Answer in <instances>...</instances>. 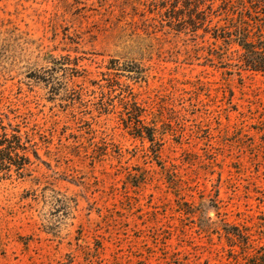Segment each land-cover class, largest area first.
<instances>
[{"label":"rangeland","instance_id":"374dc122","mask_svg":"<svg viewBox=\"0 0 264 264\" xmlns=\"http://www.w3.org/2000/svg\"><path fill=\"white\" fill-rule=\"evenodd\" d=\"M185 3L0 0V133L31 160L0 170V264H264V73L214 37L263 15L201 0L178 31Z\"/></svg>","mask_w":264,"mask_h":264},{"label":"trees","instance_id":"16d2710c","mask_svg":"<svg viewBox=\"0 0 264 264\" xmlns=\"http://www.w3.org/2000/svg\"><path fill=\"white\" fill-rule=\"evenodd\" d=\"M241 1L244 8L251 9L256 13H261L263 17H260V14H257L255 20L257 21L254 23L255 25H264V0H247L249 2V6L244 5L245 0H238ZM185 6L188 8L187 17H180L170 15L169 22H173V19L176 22L173 25H177L180 29L178 31L185 30L191 28H197L196 26L199 24H204L207 19L202 15V11H199V5L201 4V0H185ZM251 6V7H250ZM234 7V6H232ZM241 10L242 7H241ZM247 10V11H248ZM250 10V11H251ZM234 11V9H232ZM183 14V13H182ZM229 19L227 25H233L230 29L223 30L222 35L216 34L214 37L223 38V40H233L240 48V53L238 54V66L243 67V69L254 71V72H261L264 73V35L263 32L257 34L256 37L251 36L249 29H241L238 25H250L249 22H245L243 18V12L238 13L240 16L236 21V17ZM248 16L251 18V14L248 13ZM229 18V17H228ZM211 21V20H210ZM209 21V22H210ZM184 24V25H178ZM225 34V35H223ZM229 38V39H227ZM230 43V41L228 42ZM134 64V63H133ZM129 71H134L139 78L143 74V68L139 65L134 64ZM127 105L130 104L132 109L129 112V107L125 106V109L129 112V122H125L126 128H130V134L135 137H140L142 139H147L150 142H154L155 140V132L156 127L145 125L142 122L141 115L142 110L137 104V101L133 99L126 103ZM139 123V124H138ZM133 124V125H132ZM29 151V147L22 142V134L20 130L12 129V132H8V130L3 127L2 132L0 133V170H7L11 169V166H15V170L17 172L23 170L28 164L31 163L27 152ZM34 156L38 158L36 151H32ZM226 236L237 237L238 239L243 238L245 234L239 230L238 227L230 226L225 229Z\"/></svg>","mask_w":264,"mask_h":264}]
</instances>
